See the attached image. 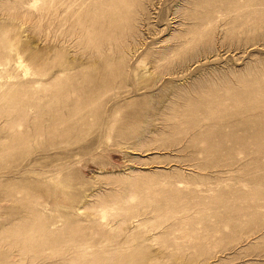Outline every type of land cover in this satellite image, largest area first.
<instances>
[{
	"label": "rangeland",
	"instance_id": "374dc122",
	"mask_svg": "<svg viewBox=\"0 0 264 264\" xmlns=\"http://www.w3.org/2000/svg\"><path fill=\"white\" fill-rule=\"evenodd\" d=\"M0 264H264V0H0Z\"/></svg>",
	"mask_w": 264,
	"mask_h": 264
},
{
	"label": "bare ground",
	"instance_id": "6f19581e",
	"mask_svg": "<svg viewBox=\"0 0 264 264\" xmlns=\"http://www.w3.org/2000/svg\"><path fill=\"white\" fill-rule=\"evenodd\" d=\"M17 66H19V67H23V66H22V62L19 61V62L17 63Z\"/></svg>",
	"mask_w": 264,
	"mask_h": 264
}]
</instances>
